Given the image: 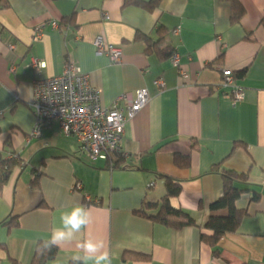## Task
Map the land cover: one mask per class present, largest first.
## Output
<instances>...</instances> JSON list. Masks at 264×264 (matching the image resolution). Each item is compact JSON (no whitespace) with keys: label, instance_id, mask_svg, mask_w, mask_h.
Returning <instances> with one entry per match:
<instances>
[{"label":"crops","instance_id":"1","mask_svg":"<svg viewBox=\"0 0 264 264\" xmlns=\"http://www.w3.org/2000/svg\"><path fill=\"white\" fill-rule=\"evenodd\" d=\"M263 18L264 0H0V153L20 162L0 189V264H31L60 211L76 204L91 223L53 246L46 264H72L89 234L112 264H264ZM97 39L120 51L118 62L98 53ZM66 63L99 88L104 108L116 100L126 108L147 91V105L124 126V157L88 159L57 123L32 135V83ZM225 71L242 100L222 86ZM223 171L247 176L235 202L244 215L214 249L201 235H211V216L228 215L210 208L222 197ZM167 178L180 187L170 208L192 226L155 220Z\"/></svg>","mask_w":264,"mask_h":264},{"label":"built area","instance_id":"2","mask_svg":"<svg viewBox=\"0 0 264 264\" xmlns=\"http://www.w3.org/2000/svg\"><path fill=\"white\" fill-rule=\"evenodd\" d=\"M42 30L43 26L36 30L35 38L41 36ZM94 45L99 54H106L114 63L119 61L121 53L117 48L105 45L100 39L95 40ZM8 49L12 51L13 45L9 44ZM42 66L43 63L35 59L30 64L35 71ZM155 84L158 89H163L161 80ZM222 86L232 89V99L242 100V92L233 83L232 73H224ZM32 88L30 108L36 119L32 135L39 136L42 126L57 123L60 133L74 137L80 152L90 160L107 161L122 156L124 126L149 101L147 91L141 89L136 91L135 99L126 108L120 107L118 100L104 108L100 104L99 88L91 86L87 74L72 63H66L60 75L33 81Z\"/></svg>","mask_w":264,"mask_h":264},{"label":"trees","instance_id":"3","mask_svg":"<svg viewBox=\"0 0 264 264\" xmlns=\"http://www.w3.org/2000/svg\"><path fill=\"white\" fill-rule=\"evenodd\" d=\"M233 11L234 12H232V19L237 20L242 14V9L239 8L238 4L235 3ZM235 15H237V18H234ZM262 25L264 26V18L262 20ZM119 163L120 162L118 161L114 167H118ZM176 163L178 165L180 164L178 158L176 160ZM17 164H20L18 157L12 156L7 159L4 158L0 153V189L5 184L12 170L16 167ZM222 179V197L213 202L210 208L212 211L226 210L228 215L225 217L211 216L205 225V229L210 231L211 235H201V240L209 244L214 249L218 242L226 234L234 233L237 230L240 220L244 215V212L238 211L235 208V202L240 194L245 192L244 188H240V186L245 185L247 176L235 172L223 171ZM165 186L166 195L161 200L162 207L158 215L154 217L155 220L171 228L192 226L194 223L186 213L180 210H174L170 208L168 204L171 197H175L178 195L180 187L168 178L165 179ZM42 247L43 243L37 244L31 264H46L47 261L55 257L56 250L53 246L50 250L41 251Z\"/></svg>","mask_w":264,"mask_h":264},{"label":"clouds","instance_id":"4","mask_svg":"<svg viewBox=\"0 0 264 264\" xmlns=\"http://www.w3.org/2000/svg\"><path fill=\"white\" fill-rule=\"evenodd\" d=\"M59 220V226L52 229L50 237L43 242L41 251L72 241L76 233L91 223V214L85 206L76 204L60 211ZM77 248L80 253L71 257L72 264H112V256L102 239L89 234L77 244Z\"/></svg>","mask_w":264,"mask_h":264},{"label":"rangeland","instance_id":"5","mask_svg":"<svg viewBox=\"0 0 264 264\" xmlns=\"http://www.w3.org/2000/svg\"><path fill=\"white\" fill-rule=\"evenodd\" d=\"M225 72H230V71H225ZM231 73V72H230ZM34 115V114H33Z\"/></svg>","mask_w":264,"mask_h":264}]
</instances>
